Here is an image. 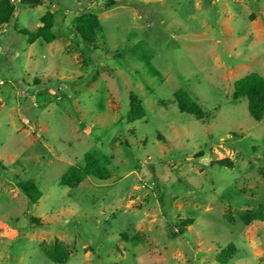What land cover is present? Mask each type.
<instances>
[{"label": "rangeland", "instance_id": "374dc122", "mask_svg": "<svg viewBox=\"0 0 264 264\" xmlns=\"http://www.w3.org/2000/svg\"><path fill=\"white\" fill-rule=\"evenodd\" d=\"M106 1L11 0L0 27V264H58L45 253L56 241L64 264H221L230 243L228 264H264V221L238 215H264V117L233 98L241 76L264 77V0ZM46 12L57 39L29 43L21 30ZM86 12L97 48L75 32ZM179 89L203 120L180 111ZM131 94L146 110L133 123ZM87 153L110 178L62 186Z\"/></svg>", "mask_w": 264, "mask_h": 264}, {"label": "trees", "instance_id": "16d2710c", "mask_svg": "<svg viewBox=\"0 0 264 264\" xmlns=\"http://www.w3.org/2000/svg\"><path fill=\"white\" fill-rule=\"evenodd\" d=\"M45 0H18L23 6L35 7L43 4ZM91 0H88L90 2ZM118 4L117 0H107L102 10L111 9ZM15 4L11 0H0V27L11 23L15 17ZM55 16L52 12H46L41 18V25L35 32L21 30V33L28 36V42L34 43L37 39H42L47 43H52L57 39L54 31ZM100 21L96 13H82L76 18L75 32L88 44L97 48V30ZM233 98L247 100L250 116L255 121H261L264 117V77L257 72H251L241 76L234 82ZM174 98L181 112L191 114L198 120L205 118V113L200 104L190 94L182 89L174 93ZM130 110L127 114L129 123L143 119L146 110L137 95L131 94L129 97ZM219 164L232 165L229 159L219 161ZM94 177L98 180L110 178L109 170L103 166L100 159L92 153L85 155L83 167H71L61 178L60 184L70 188L78 187L87 177ZM21 189L27 197L36 203L41 197L42 192L33 184L32 181L21 183ZM240 220L246 225H250L255 220L264 221V215L246 210L239 212ZM225 219L232 225L236 224V218L228 212L224 215ZM47 257L58 264H64L69 260L70 253L67 246L60 241L45 249ZM237 254V248L233 243L228 244L217 255L216 259L221 264H228Z\"/></svg>", "mask_w": 264, "mask_h": 264}, {"label": "built area", "instance_id": "2783aa9c", "mask_svg": "<svg viewBox=\"0 0 264 264\" xmlns=\"http://www.w3.org/2000/svg\"><path fill=\"white\" fill-rule=\"evenodd\" d=\"M1 84H2V82H1Z\"/></svg>", "mask_w": 264, "mask_h": 264}]
</instances>
